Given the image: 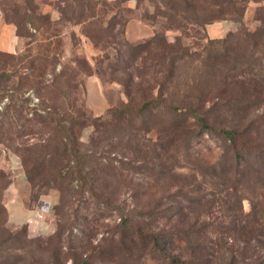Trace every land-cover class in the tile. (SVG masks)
<instances>
[{
	"label": "rangeland",
	"instance_id": "obj_1",
	"mask_svg": "<svg viewBox=\"0 0 264 264\" xmlns=\"http://www.w3.org/2000/svg\"><path fill=\"white\" fill-rule=\"evenodd\" d=\"M220 2L222 4L216 5ZM218 20L237 22V26L221 37L212 38L207 34L206 28ZM1 22L14 24L16 35L17 32L24 35L20 37L17 35L19 50L16 54L0 53V206L3 205L4 189L9 182V173L2 165V160L13 157L24 171L26 165L31 167L36 163L33 161L39 162L41 159H21L23 144L33 143L35 150L39 152L44 150L39 145V139L52 136L50 126L42 127L37 124L28 128L30 130L27 132L32 133L24 134L26 131L23 124L24 116L30 117L43 109L45 112L52 111L53 108L76 117L84 110L91 114L84 101L83 79L87 75L84 71H89L90 75H98L109 84H117L124 100L111 107L127 103L128 96L125 92L127 82L134 100L132 107H136L147 94H144L146 84L151 83L153 79H162L169 67L170 59L181 55L182 58L175 62L172 83L168 85L166 92H162L161 98L178 99L186 95L205 93L211 88L214 115L219 120L223 117L231 118L232 113L219 105L226 99L224 97L232 92L230 84H226L225 92L220 90L221 75L232 73L231 63L219 64L214 59L208 68L203 59L208 51L215 54L223 50L220 43L211 44L209 40L223 39L231 33L253 32L264 26V0H0ZM18 22L19 30L15 24ZM155 35H158L159 39L157 45L150 51L143 52L132 62L131 47ZM253 47L252 45L248 48L251 52L253 49V58L256 60L252 74L257 73L260 75L258 78L262 79L264 44ZM232 54L234 55L233 52ZM158 69L161 71L155 72ZM140 80H143V84L138 87L136 82ZM72 84L76 86L73 87ZM159 92L156 86L154 97L158 96ZM263 110L264 106L252 110L250 117L263 115ZM106 112L99 115L103 118L99 130L95 128L97 121H92V124L86 125L78 132V141L82 151L91 152L89 150H94L91 138L97 131L101 132V144L105 147L89 156L86 167L91 166L95 169L100 181L94 189L99 192L101 198L110 199L109 205L98 202L95 197L83 201L76 192L78 187L74 185V190L69 193L71 196L66 195L63 203L57 208L58 194L50 217L52 222L50 232L29 230L23 224L12 229L7 226L6 215L1 211L0 227L13 232L26 227L25 235L21 237L32 241L35 238L52 235L58 224L65 223L71 225L72 232L68 234L69 236L80 237L81 229L95 221L97 227V233L93 238L95 243L102 236V231L114 229L121 215L120 211L127 213L133 207L147 208L161 195L164 197L162 204L164 208L168 203H171V207L173 199H177L182 207L189 208L191 203L188 202V198L194 195L198 182L204 179L203 187L209 190L215 188L212 183L220 181V178H213L210 174L200 178L185 167L195 158L197 151H205L208 159L217 157L220 141L215 134L197 137L187 149L181 148L175 158L177 159L175 168L167 172L166 168H155L156 166L152 168L156 161L149 160L151 143L148 139H155L157 136L155 129H160L171 119L169 111L160 108L153 127L149 130L145 127L144 121L135 118L131 122L109 127L103 123L110 118ZM110 135L116 145L112 150L106 138ZM136 144L147 151L148 160L122 165V161L127 162L131 159ZM111 157H115L112 162ZM24 160L26 165L23 164ZM53 163L54 161L45 163L43 170L34 173L36 175L34 183L29 182L31 199L43 190L50 189L58 193L51 185L42 182L43 178L54 174L51 169ZM62 171L64 172L65 168ZM85 189L82 197L88 198L90 194L87 188ZM242 208L244 213L251 209L250 199L246 195L242 199ZM212 212L210 217L215 227L209 229V236L214 239L225 234L223 227L229 220L216 205ZM76 215L82 219L79 223L75 220ZM261 215L259 218L264 221V212ZM90 220L93 221L89 223ZM260 234V242L252 238L244 243L238 238L239 240L229 241L228 245H225L227 248L222 246L215 255L219 258L224 257L230 251L246 264H255V261L264 264V230ZM105 235L106 233L103 237ZM10 250L16 252L14 249ZM27 250L36 257L41 255L36 243L27 246ZM2 254L0 251V258ZM153 259L157 262L160 256L156 254ZM117 264L122 263L119 261ZM132 264L153 262L151 259H142Z\"/></svg>",
	"mask_w": 264,
	"mask_h": 264
},
{
	"label": "trees",
	"instance_id": "obj_2",
	"mask_svg": "<svg viewBox=\"0 0 264 264\" xmlns=\"http://www.w3.org/2000/svg\"><path fill=\"white\" fill-rule=\"evenodd\" d=\"M219 4L222 3L216 5ZM15 24L19 30V22ZM17 35L20 37L24 34L17 32ZM263 38L264 26L253 32L231 33L223 39L209 40L211 44L220 43L223 50L215 54L208 51L203 59L205 65L210 68L214 59L219 64L231 63L232 73L221 75L220 90L225 92L226 84H230L232 92L227 97L223 96L226 99L219 103L221 107L232 113L231 118L223 117L220 120L216 118L213 112L211 88L205 93L186 95L178 99L161 98L162 92H166L168 85L172 83L175 62L182 58L179 55L170 59L169 67L162 79H158L159 81L153 79L151 83L146 84L144 94H147L136 107H132L134 101L132 92L125 82L127 103L107 109L106 113L110 118L103 121L110 127L131 122L135 118L144 121L145 127L149 130L153 127L160 108L169 111L172 115L171 119L160 129H155L157 132L155 139H148L151 143L149 160L157 162L152 168L155 166V168H166L167 172L175 168L174 164L177 161L175 158L181 148L187 149L197 137L215 134L220 141L217 157L208 159L205 151H197L195 158L190 160L191 163L185 165L187 170L200 178H204L207 174L213 178H220L217 183H212L215 185L214 189L207 190L203 187L204 179L198 182L194 195L188 198V202L191 203L189 208L179 205L177 199L171 201L173 204L171 207V203H168L164 208L162 206L164 197L161 195L152 206L147 208L133 207L127 213L120 211L121 215L114 229L102 231V236L95 243L93 238L97 233V227L93 220L89 221L92 222L90 226L81 229L82 235L75 236L76 239L68 235L71 234L72 229L71 225L66 223L58 224L57 230L52 235L31 239L32 241L21 237L25 235L26 227L15 232L0 227V251L3 252L0 264H67V262L68 264H117L119 261L122 264L130 262L132 264L142 259H151L153 264H246L234 252L229 251L226 256L220 258L215 253L222 246L227 248L225 245H228L229 241L239 240L238 238L244 243L252 238L260 242V232L264 230V221L259 218L264 212V114L255 118L250 117L252 110L264 106V77L261 75L262 79H259L260 75L252 74L256 60L253 58V49L252 52L248 50L252 45L253 48L259 44L263 45ZM158 41V35H155L143 43L133 45L132 62L143 52L150 51ZM158 71L161 70L155 72ZM84 73L90 75L89 71ZM141 84L143 80L136 82L138 87ZM72 86L76 85L72 84ZM156 86L160 92L154 97ZM43 110L30 117L24 116L23 119V124L26 126L24 134L32 133L27 131L33 124L52 128L51 137L39 139V145L44 150L36 151L33 143L23 144L21 159H41L39 162L33 161L36 163L31 167L26 165V160L23 161L27 166L24 170L27 180L33 184L36 177L34 173L43 170L45 163L54 161L51 169L55 175L43 178L42 182L58 191L57 208L63 203L65 196L70 195L69 193L74 190V185L78 187L76 192L83 201L95 197L98 202L109 205L110 199L101 198L99 192L94 189L100 181L95 169L91 166L86 167L89 156H93L97 150H103L105 147L101 144V132L97 131L91 138L94 149L89 150L91 152L82 151L78 141V132L83 127L92 124V121H97L95 128L99 130L103 118L93 117L86 110L78 113L77 117L55 108L47 112ZM106 138L109 140L108 145L112 147L111 150L116 148L112 135ZM135 148L131 159L127 162L122 161V165L148 160L147 151L142 150L139 144H136ZM114 158L111 157L110 162ZM85 188L90 194L88 198L82 197ZM244 195L249 197L251 203L248 213L242 212ZM215 205L229 221L223 227L225 234L213 239L209 236V229L215 227L210 217ZM0 211L6 215L4 205L0 206ZM75 220L79 223L82 219L76 215ZM65 232L67 234H64ZM104 233H106L105 237H103ZM103 241L105 244L102 245ZM31 243H36L41 255L36 257L27 250V246ZM10 249L16 252H11ZM156 254L160 256L157 262L153 259ZM255 264L261 263L255 261Z\"/></svg>",
	"mask_w": 264,
	"mask_h": 264
},
{
	"label": "crops",
	"instance_id": "obj_3",
	"mask_svg": "<svg viewBox=\"0 0 264 264\" xmlns=\"http://www.w3.org/2000/svg\"><path fill=\"white\" fill-rule=\"evenodd\" d=\"M237 26V22L219 21L209 24L207 34L212 38L223 36ZM18 37L14 24L0 23V53L16 54ZM85 106L93 116L104 114L111 106L120 104L123 94L117 84L104 82L98 75H86L83 79ZM9 173V182L4 189L3 205L6 211V224L14 229L26 225L29 230L50 232L52 230L53 206L57 202L55 190H43L31 199V186L21 167L13 157L2 160Z\"/></svg>",
	"mask_w": 264,
	"mask_h": 264
},
{
	"label": "built area",
	"instance_id": "obj_4",
	"mask_svg": "<svg viewBox=\"0 0 264 264\" xmlns=\"http://www.w3.org/2000/svg\"><path fill=\"white\" fill-rule=\"evenodd\" d=\"M17 165H19L20 166V163L17 161Z\"/></svg>",
	"mask_w": 264,
	"mask_h": 264
}]
</instances>
